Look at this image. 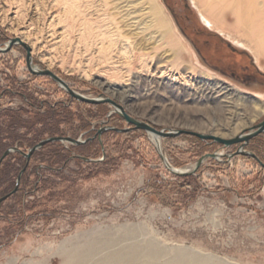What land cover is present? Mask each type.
I'll use <instances>...</instances> for the list:
<instances>
[{
    "label": "rangeland",
    "instance_id": "1",
    "mask_svg": "<svg viewBox=\"0 0 264 264\" xmlns=\"http://www.w3.org/2000/svg\"><path fill=\"white\" fill-rule=\"evenodd\" d=\"M201 3L217 29L204 23L195 0H178L176 10L187 14L191 29L230 46L212 47L217 59L199 56L164 0H0V45L22 38L37 66L86 97L107 95L102 82L125 88L126 101L108 94L158 129L233 136L240 123L264 120V0L240 7ZM239 63L255 77L235 76ZM218 81L234 88L230 104L210 94ZM114 109L109 102L79 101L49 76L32 74L22 45L0 53V121L6 120L0 156L19 141L88 139L43 148L32 162L39 171L30 177L36 188L30 191L23 179L20 196L0 203V264H104L132 246L155 248L161 263L183 251L218 264H264V167L258 160L226 156L240 144L223 148L179 134L161 139L174 168L191 170L206 153L224 155L207 158L192 175H177L145 130H109L100 143V127L132 126ZM245 149L264 163V133ZM20 164L16 152L2 160L0 197L12 191Z\"/></svg>",
    "mask_w": 264,
    "mask_h": 264
},
{
    "label": "water",
    "instance_id": "2",
    "mask_svg": "<svg viewBox=\"0 0 264 264\" xmlns=\"http://www.w3.org/2000/svg\"><path fill=\"white\" fill-rule=\"evenodd\" d=\"M17 44L22 45L25 48L27 68L29 69V71L32 74L49 76L54 81H56L61 87L66 89L72 97L78 99L79 101H84V102L93 103V104L104 103V102L111 103L115 108L114 110L116 112H118L129 124L132 125L131 127H128V128H118V127L110 126V125L100 127L97 130V134L95 136V137H98L100 143H102V134L106 131H109V130H113V131H117V132H127V131H130L131 129H142V130H145L146 132H148L149 134H152V135L160 137V138L175 137L179 134H191V135L197 136L201 140H206V141L209 140L211 142L221 144L223 148H227V147H230V146L235 145V144H240L237 151L230 153V154H227L226 156L233 157V156L239 155V154L249 155V156L257 159L258 162L264 167V163L258 158V156L255 153L245 149V146L250 142V140L252 138L264 133V120L260 121L259 123L255 124V125H252L251 127L243 130L240 134L236 135L235 137H231V138H223V137L216 136L213 134L201 133V132L185 130V129H171L168 131H166L164 129H158V128L154 127L153 125H150L149 123L142 121L140 119H137V118L133 117L132 115L128 114L126 112V110L124 109V107L122 105H120L119 103H117L116 101L108 99V98L107 99H98V98L86 97V96L74 91L72 88H70V86L64 81V79H62L59 75H57L52 70H50L46 67L39 68V66H37L33 61L32 47L20 37H13L4 46L0 45V53L9 52ZM87 140L76 139V138H73L71 136H52V137L42 139L41 141H39L38 143H36L32 147H30L27 151H24L17 146L7 148L6 151L3 153V155L0 157V164H1L2 160L12 152H18L21 155H23L26 158L27 163H26V166L20 171V173L16 179L15 186L12 189V191H10L9 193L4 194L3 196L0 197V203L4 202L12 194H14L15 192H17L19 190L22 175L25 172L27 165L31 160V157L33 156V154L37 150L41 149L43 146H45L46 144L51 143V142H64V143H71L74 145H82V144L86 143ZM157 149L160 151L161 157L163 158V160L165 161V163L167 164L169 169L172 172H174L175 174L181 175V176L194 174L201 167V165L204 163V161L209 157L220 160V157L224 155L223 154L220 156L219 152L206 153V154L202 155L197 160V162L195 163V166L190 171L178 172V171L174 170V168L168 162L167 158L163 155V152L159 146H157ZM77 156L86 160V161H92V159H90V158L83 157L80 155H77ZM37 173L39 175V171Z\"/></svg>",
    "mask_w": 264,
    "mask_h": 264
},
{
    "label": "bare ground",
    "instance_id": "3",
    "mask_svg": "<svg viewBox=\"0 0 264 264\" xmlns=\"http://www.w3.org/2000/svg\"><path fill=\"white\" fill-rule=\"evenodd\" d=\"M208 1L211 2L213 0H208ZM216 1H224V2L227 1V2H229L228 5L230 7H240L247 0H216ZM200 3H201V0H195V5L199 9L201 16H202L201 18L204 20V23L206 22L209 25V27H211V29H217L218 25L215 22H213L206 14L207 6H203L202 3L200 5ZM256 11H257V8H255V12ZM219 29H220V27H219ZM209 88L211 90L210 94H213V97H215V99L217 98L220 101L224 102L225 104H230L232 102L233 95H234V88L231 87L230 85H228L224 82L218 81L215 83V85H213L212 87H209ZM101 89L104 92H106L107 95L102 94L101 97H97L98 99H107L108 98V99L113 100L111 98L113 96V97H117L121 102H123V101H126L130 97V93L125 88L120 90V89H117L116 87H114L112 84H109L106 82L101 83ZM108 93L111 94V97H110V94H108ZM234 117H236V116H234V114H232V117L230 119L231 120L235 119ZM254 123H255L254 120L240 123L236 129V134L233 136H231L232 135L231 133H219V132H215L214 135L220 136L223 138L224 137H235L240 130L249 128ZM217 130H220V128H217ZM199 132H203V131H199ZM150 135H151L152 139L154 140V142L156 143V146H159L161 149V139L162 138L154 136L152 134H150ZM219 155L221 156L222 153H219ZM174 170H176L178 172L190 171L186 168L185 169L174 168ZM144 251H146V253H147L146 254L147 258L144 261L138 263L137 260L140 259V256H141V254L144 253ZM157 255H158V251L155 248H151V246L145 250L140 249L136 246H132L129 250L118 251V252L112 253L108 258H106L104 260L103 263L104 264H218V263H213V262L209 261V259L207 260L203 257H197L196 255H188V254L184 253L183 251L176 253L174 258L168 260L165 263L159 262ZM219 264H221V263H219Z\"/></svg>",
    "mask_w": 264,
    "mask_h": 264
},
{
    "label": "flooded vegetation",
    "instance_id": "4",
    "mask_svg": "<svg viewBox=\"0 0 264 264\" xmlns=\"http://www.w3.org/2000/svg\"><path fill=\"white\" fill-rule=\"evenodd\" d=\"M164 1L169 6L172 13L174 14L175 19L177 21V24H178L179 28L181 29L182 33L187 37L188 41H190V45L197 48L199 56L202 59H204L205 57L213 58L214 56H215L214 58L217 59L219 57L218 56L219 54L217 53L218 48L212 51V47H228L229 46V45H226L224 42H223V44H218L217 41H215L211 37V35H208V33L206 31H204L200 28L199 29L198 28L191 29L192 25L188 22L189 18L187 16V14H182L181 11L178 12L176 10V5L178 3V0H164ZM186 6H187V4H186ZM220 60L224 61V57L221 58ZM233 74L239 78H245V79H252L255 77L253 72L250 71L248 66L241 65L240 63L235 68V70L233 71ZM6 149L4 150V152L6 151ZM16 153H18V152H16Z\"/></svg>",
    "mask_w": 264,
    "mask_h": 264
},
{
    "label": "trees",
    "instance_id": "5",
    "mask_svg": "<svg viewBox=\"0 0 264 264\" xmlns=\"http://www.w3.org/2000/svg\"><path fill=\"white\" fill-rule=\"evenodd\" d=\"M218 53V52H217ZM15 93H21L20 91H14ZM3 120V122L5 123L6 122V120H5V116H4V118H2ZM2 121H0V143L4 140V136H5V134H4V132H5V124H3V122ZM41 139H39V140H37L35 143H32V144H30V143H28V142H23V141H19V147L22 149V150H28V148L29 147H32L34 144H36V143H38L39 141H40ZM57 142H51V143H48V144H46L45 146H43L41 149H39L38 151H36L34 154H33V156L31 157V160H30V162L28 163V165H27V168H26V170H25V172L23 173V175H22V179H21V184H20V188H19V190L17 191V193H15V194H13L10 198H13V197H19L20 196V194H21V192H22V190H23V188H22V183H23V179H25V186L26 187H29V190L31 191V190H33L34 188H36V184L34 183V181H31L30 180V177L31 176H36V177H38L39 175H37L38 173H37V171H36V169L38 168V165L36 164V165H32L33 163V161L34 160H37L38 159V155H39V152H40V154H41V151L43 150V148H45L46 146H48V145H52V144H56ZM25 144V145H24ZM2 145L3 144H0V147H2ZM7 148V147H6ZM5 148V149H6ZM4 149V150H5ZM18 156H20V167L18 168V169H16L17 170V173H16V175H15V177H14V179H13V181H12V188L11 189H13L14 188V186H15V182H16V179H17V176H18V174L20 173V171H21V169L22 168H24L25 166H26V158L24 157V156H22L21 154H19V153H16ZM39 158H42V156H40ZM51 165H53L54 164V161L53 162H51L50 163ZM15 170V171H16Z\"/></svg>",
    "mask_w": 264,
    "mask_h": 264
}]
</instances>
